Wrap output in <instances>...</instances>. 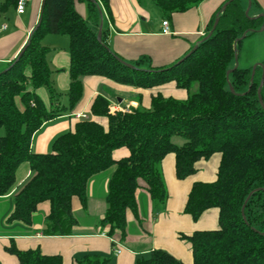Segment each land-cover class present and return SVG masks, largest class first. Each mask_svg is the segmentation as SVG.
Wrapping results in <instances>:
<instances>
[{"label": "trees", "instance_id": "1", "mask_svg": "<svg viewBox=\"0 0 264 264\" xmlns=\"http://www.w3.org/2000/svg\"><path fill=\"white\" fill-rule=\"evenodd\" d=\"M19 1L0 3V17L11 8L17 9ZM96 1L46 0L40 25L30 35L24 54L0 70V197L14 188L22 164L31 168V177L14 194L8 222L33 226L39 206L49 202L46 235H72L78 225L74 199L86 208L90 181L113 169L101 225L110 228L107 235L113 239L114 251L118 247L122 251L114 236L120 233V242H126L128 215L139 216L141 180L163 209L169 192L162 164L168 155L176 156L177 178L185 180L196 174L198 162L220 154L216 180L194 183L184 210L197 222L206 211L218 209L219 228L180 238L191 244L193 264H264V109L258 94L263 67L257 68L253 84L252 69L240 67L227 80L228 71L235 67L236 40L246 33L249 37L264 18L246 16L248 0H233L223 11L224 3L197 43L198 49L183 62L179 61L195 45L171 65L155 68L142 58L132 63L136 68H130L111 50L105 29L102 41L98 40L100 4L109 18L111 13L110 0ZM204 1L153 0L164 19L196 9ZM78 3L87 5L94 27L77 10ZM217 17L215 32L201 42ZM50 34L70 39L67 104L52 84L49 49L42 45ZM87 78L151 91V105L146 107L141 95L138 107L112 112L111 102L98 95L91 104L90 119L78 121L73 130L59 136L52 152L34 153V135L45 123L77 109ZM172 85L187 97L165 95L163 89ZM42 87L50 91L49 104L38 92ZM262 98L264 101V87ZM174 138H182L184 143L179 145ZM121 148H127L129 155L114 159V151ZM6 249L19 264H64L62 256L44 255L39 249L21 251L15 243ZM75 264H111V258L89 253ZM136 264L186 263L155 249L138 255Z\"/></svg>", "mask_w": 264, "mask_h": 264}, {"label": "crops", "instance_id": "2", "mask_svg": "<svg viewBox=\"0 0 264 264\" xmlns=\"http://www.w3.org/2000/svg\"><path fill=\"white\" fill-rule=\"evenodd\" d=\"M5 0H0V3ZM227 0H205L196 9L187 13L176 14L169 21L172 34L162 32L163 21L158 26L151 21L148 10L142 7L139 0H110L111 18L108 17L106 40L111 50L121 59L132 64L145 58L155 68L171 65L186 55L207 32V27L214 14L226 3ZM43 0H29L27 7L30 12L13 16V22H3L7 14L0 18V70L18 58L26 46L30 35L37 25L42 8ZM86 4H77V10L84 16L87 11ZM255 17V16H254ZM6 21V20H5ZM3 26H7L3 29ZM158 26V27H157ZM100 28V27H99ZM54 40V39H53ZM70 74V73H69ZM70 76L67 80L70 87ZM85 93L82 102L71 114H65L53 121L45 123L34 135L32 151L36 154H48L53 151L55 140L74 129L80 120L77 115L89 113L93 100L101 95L107 98L111 104L121 107H138L139 98L142 95L146 107L151 105V91L137 89L115 83L108 79L87 78L84 81ZM103 88H110L117 96V100L105 92ZM69 89V88H68ZM167 96L179 99L187 97L186 92L176 89L173 85L163 89ZM41 96V95H40ZM122 100L120 103L119 100ZM44 100V99H43ZM45 101V100H44ZM46 102V101H45ZM49 104V102H46ZM23 107V105H20ZM101 122L106 125V120ZM129 155L125 149L115 150L114 159H121ZM221 155L216 154L210 160H202L196 164L197 172L193 176L179 180L176 175V156L168 155L162 164L165 179L168 186L169 199L163 209H159L157 217L153 215L157 209L149 192L137 193L139 216L135 218L129 213L130 224L143 225L141 205L146 211H150L151 219L148 228H142V240H146L148 247L142 249L132 248L130 242L115 241L122 247L121 253L117 254L113 248V239L107 233L106 227L100 230V223L107 211V195L109 182L113 175V169L96 175L88 187V204L83 208L79 199H74V211L78 225L69 236H48L44 232L45 220L50 213V203L41 204L34 214L33 226L23 223H9L8 217L14 209V194L31 177V168L28 163L20 166L17 172V180L11 192L0 197V264H19L17 258L7 251V247L15 243L21 251L39 249L44 255H60L64 264H75L85 254L96 253L111 258V264H136L138 255H147L155 249L165 250L186 264H193L192 246L188 241L180 238L182 234L192 235L196 231L215 230L219 228V211L210 209L195 222L192 217L184 212L191 189L196 182H213L217 178ZM128 225V226H129ZM14 241V242H13Z\"/></svg>", "mask_w": 264, "mask_h": 264}, {"label": "rangeland", "instance_id": "3", "mask_svg": "<svg viewBox=\"0 0 264 264\" xmlns=\"http://www.w3.org/2000/svg\"><path fill=\"white\" fill-rule=\"evenodd\" d=\"M141 5L143 8L149 11L151 15V21L147 23V26H151L153 23L156 25H160L164 19V15L162 11L159 9V7L153 2V0H141ZM249 6V1H248ZM100 9L103 12V18L101 13H99V19L100 24L103 21L105 27L108 25V17L103 9L102 4H100ZM30 12V6L27 7V14ZM16 15V8H11L6 16V19L4 18L3 22L11 23L13 22V16ZM260 15H264V0H252V8L250 12V18H258ZM255 16V17H254ZM84 17L87 20V22L94 27L95 25V19L90 13L89 9L84 12ZM1 18V17H0ZM6 20V21H5ZM1 23V22H0ZM157 26V27H158ZM54 39V40H53ZM42 45L49 49L48 54V62L50 65L51 70L53 71L52 76V84L57 92L62 94L61 101L64 104L68 103V91H69V85L67 80L70 76V39L66 35H55L50 34L46 36V38L43 40ZM239 55V67L241 69H254V67L258 64H262L264 62V23L262 25L256 26V29H254V32L247 38H245L241 45L240 49L238 51ZM107 94L112 96L115 100H117V96L110 88L106 89L103 88ZM39 94L41 97L46 101L50 102V91L46 87H42L39 89ZM174 142L181 145L184 143V140L182 138H174ZM127 150V148H121ZM163 169V167H162ZM164 175V171H163ZM165 179V175H164ZM166 182V179H165ZM167 185V182H166ZM140 189L138 192L143 193V191H146L145 182L143 180L140 181ZM168 188V186H167ZM154 201V200H153ZM155 203V202H154ZM155 205H157L155 203ZM160 206L157 205V209H154L153 215L157 217V213L159 212ZM141 216L143 219V225L141 224H130L128 226V237L127 242H130V245L132 248L135 249H142L148 247V244H146V240H142V228L146 229L148 228V222H145L144 220H150L151 219V213L150 211H146L143 205H141ZM100 230H104L106 227L102 226L101 223L99 225ZM115 238H119L117 235L114 236Z\"/></svg>", "mask_w": 264, "mask_h": 264}, {"label": "water", "instance_id": "4", "mask_svg": "<svg viewBox=\"0 0 264 264\" xmlns=\"http://www.w3.org/2000/svg\"><path fill=\"white\" fill-rule=\"evenodd\" d=\"M92 2L96 3L97 1L96 0H91ZM233 1V0H230V1H227L224 6H223V11L227 9L228 5L230 4V2ZM249 1V6L246 10V16L250 18V12H251V8H252V0H248ZM45 4H46V0H43V3H42V8H41V14H40V18H42V15H43V12H44V7H45ZM100 13L102 15V18H103V12L102 10H100ZM219 16V15H218ZM260 18H264V15H260L258 18H254L253 20H257V19H260ZM41 20V19H40ZM41 22V21H40ZM40 22L37 24V26L33 29L32 33L34 32V30H36L39 25H40ZM219 24V17H217L215 23H214V26L211 30V32L201 41L203 42L204 40H207L209 39L213 33L215 32L217 26ZM103 28H104V22L102 21L101 24H100V28H99V33H98V40L99 41H102V36H103ZM31 33V34H32ZM247 37V33L244 34L241 38H239L238 40H236V43H235V49H236V58H235V67L231 70L228 71L227 73V80L229 81V78H230V75L235 72L238 68H239V55H238V49H237V46L240 42H242L245 38ZM198 46L199 44L195 45V47L192 49V51H190V53H188L181 61L179 62H183L185 59H187L190 55H192L197 49H198ZM27 46H25L23 48V50L21 51V53L19 54L18 56V59L24 54L25 50H26ZM118 59L125 65H127L128 67L130 68H136L134 65L124 61L123 59H121L120 57H118ZM258 67H263V77H262V81H261V85H260V88L258 90V94H259V99H260V103L264 109V101H263V98H262V88L264 87V64H258L254 67L253 71H252V77H251V83L253 84L254 82V79H255V74H256V70ZM230 83V82H229ZM251 90V86H250V89L249 91ZM231 91L233 93H235V90L234 88L232 87L231 85ZM120 103H122V100L120 99L119 100Z\"/></svg>", "mask_w": 264, "mask_h": 264}, {"label": "built area", "instance_id": "5", "mask_svg": "<svg viewBox=\"0 0 264 264\" xmlns=\"http://www.w3.org/2000/svg\"><path fill=\"white\" fill-rule=\"evenodd\" d=\"M29 0H20L18 2V5H17V11L19 14H24L26 12V8H27V4H28ZM7 26H3V29H6ZM162 32L164 34H167V35H170L173 33L171 27H170V23L169 21L167 20H164L163 21V29H162ZM111 111L112 112H120V111H129L131 109V107H121L120 105L118 104H113L111 105ZM77 118L79 119H87V116L86 115H77L76 116ZM116 253L119 254L121 253V249L118 247L116 249Z\"/></svg>", "mask_w": 264, "mask_h": 264}]
</instances>
